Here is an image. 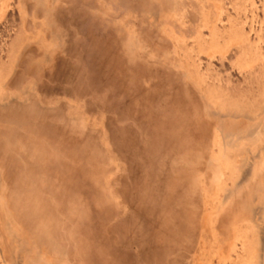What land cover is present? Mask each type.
I'll return each instance as SVG.
<instances>
[{"label": "rangeland", "instance_id": "rangeland-1", "mask_svg": "<svg viewBox=\"0 0 264 264\" xmlns=\"http://www.w3.org/2000/svg\"><path fill=\"white\" fill-rule=\"evenodd\" d=\"M0 264H264V0H0Z\"/></svg>", "mask_w": 264, "mask_h": 264}]
</instances>
